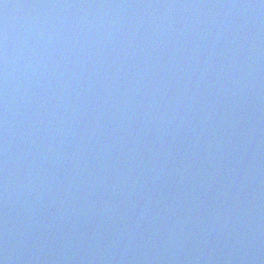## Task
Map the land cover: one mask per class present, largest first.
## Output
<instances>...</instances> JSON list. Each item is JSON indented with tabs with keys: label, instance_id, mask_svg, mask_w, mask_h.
Masks as SVG:
<instances>
[{
	"label": "clouds",
	"instance_id": "obj_1",
	"mask_svg": "<svg viewBox=\"0 0 264 264\" xmlns=\"http://www.w3.org/2000/svg\"><path fill=\"white\" fill-rule=\"evenodd\" d=\"M264 0H0V264H264Z\"/></svg>",
	"mask_w": 264,
	"mask_h": 264
}]
</instances>
